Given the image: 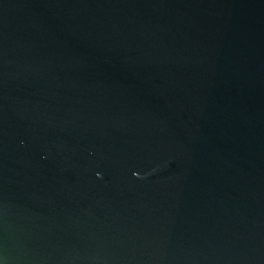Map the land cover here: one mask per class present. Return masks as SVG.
<instances>
[{
  "label": "water",
  "instance_id": "1",
  "mask_svg": "<svg viewBox=\"0 0 264 264\" xmlns=\"http://www.w3.org/2000/svg\"><path fill=\"white\" fill-rule=\"evenodd\" d=\"M0 264H264V0H0Z\"/></svg>",
  "mask_w": 264,
  "mask_h": 264
}]
</instances>
